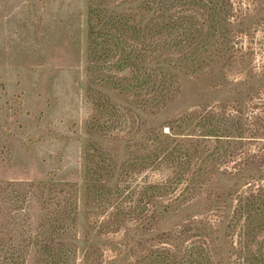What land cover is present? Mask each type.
<instances>
[{
	"label": "trees",
	"instance_id": "obj_1",
	"mask_svg": "<svg viewBox=\"0 0 264 264\" xmlns=\"http://www.w3.org/2000/svg\"><path fill=\"white\" fill-rule=\"evenodd\" d=\"M123 4L118 19L91 24L124 36V264H264V86L252 81L251 38L264 28V0ZM239 66L242 81H221ZM185 77L236 98L168 116ZM86 153L87 168L94 154ZM29 194L45 213L42 230L17 244L15 226H4L12 215L0 208V264H75L78 190L42 181ZM81 251L82 264H104L100 248Z\"/></svg>",
	"mask_w": 264,
	"mask_h": 264
},
{
	"label": "rangeland",
	"instance_id": "obj_2",
	"mask_svg": "<svg viewBox=\"0 0 264 264\" xmlns=\"http://www.w3.org/2000/svg\"><path fill=\"white\" fill-rule=\"evenodd\" d=\"M107 1L0 0V208L11 213L4 226H15L13 241L21 244L27 231L42 230L45 214L29 184H72L78 250L100 248L104 264H124V36L91 24L123 15L124 4ZM252 32V81L264 86V28ZM245 74L239 66L221 81L232 87ZM207 82L182 79L166 115L236 98L228 89L207 90ZM88 148L94 156L86 168ZM80 250L75 264L83 263Z\"/></svg>",
	"mask_w": 264,
	"mask_h": 264
}]
</instances>
